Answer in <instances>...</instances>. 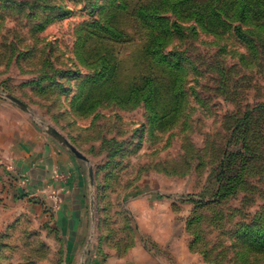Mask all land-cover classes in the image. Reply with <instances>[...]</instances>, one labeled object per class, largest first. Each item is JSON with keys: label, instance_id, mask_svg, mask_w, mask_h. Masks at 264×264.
Here are the masks:
<instances>
[{"label": "rangeland", "instance_id": "rangeland-1", "mask_svg": "<svg viewBox=\"0 0 264 264\" xmlns=\"http://www.w3.org/2000/svg\"><path fill=\"white\" fill-rule=\"evenodd\" d=\"M168 2L0 0V104L60 157L42 194L10 180L32 207H0V264L138 245L167 264H264V20L208 33ZM156 5L182 28L164 38Z\"/></svg>", "mask_w": 264, "mask_h": 264}, {"label": "crops", "instance_id": "crops-1", "mask_svg": "<svg viewBox=\"0 0 264 264\" xmlns=\"http://www.w3.org/2000/svg\"><path fill=\"white\" fill-rule=\"evenodd\" d=\"M59 159L54 144L35 129L27 115L14 107L0 104V168L8 170L0 169V207H32L30 203L17 201L18 194L10 185V180L17 179L18 171H22L30 179L26 192L42 194L49 185L52 173L60 165L57 163ZM66 208L67 216L76 210L75 207ZM97 259H91L88 264H167L140 245L127 255L112 252L107 258Z\"/></svg>", "mask_w": 264, "mask_h": 264}, {"label": "trees", "instance_id": "trees-1", "mask_svg": "<svg viewBox=\"0 0 264 264\" xmlns=\"http://www.w3.org/2000/svg\"><path fill=\"white\" fill-rule=\"evenodd\" d=\"M169 1L166 5L168 8L175 7L174 11L182 10L181 22L184 23L187 20H195L197 23H201V27L205 29L208 33H213L212 26L216 23H223V19H228L230 21V15L233 14L238 18V21L241 23L248 22L250 18H253L259 22H263L264 20V0H181V1ZM142 4L139 8L135 10V12L139 13V19L148 24L151 22V19L147 17L149 11L146 12L147 6L149 3L143 5V2L139 1L137 6ZM154 8L158 11H155L156 15L154 18H158V14L160 12L165 13V9L159 8L158 5L154 6ZM189 18V19H188ZM161 20V19H159ZM199 21V22H198ZM162 23L167 22L165 18L161 20ZM264 23V22H263ZM166 27H163L162 33L164 38L171 35L173 32L182 28L181 25H177V23L167 22ZM175 25V26H174ZM173 26L175 27L173 30ZM223 27V26H222ZM236 28V27H235ZM234 28V29H235ZM109 33L114 36L120 34L116 29H110ZM161 36V35H160ZM158 39V38H157ZM153 40H156L153 38ZM157 45H160L158 48L150 49L149 52L153 54L156 62L159 65H163L165 61H167L169 56H164L162 54L163 46L165 45L164 41H160ZM174 52H171L173 54ZM171 58V57H170ZM173 60V58H171ZM174 60H179L176 56H174ZM180 61V60H179ZM110 68V66H109ZM148 83L152 82V78H147ZM173 87V86H172ZM156 90V87L149 86L147 90V95H152Z\"/></svg>", "mask_w": 264, "mask_h": 264}]
</instances>
